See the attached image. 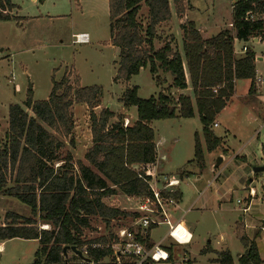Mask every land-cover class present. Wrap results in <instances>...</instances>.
Here are the masks:
<instances>
[{"label": "trees", "instance_id": "trees-1", "mask_svg": "<svg viewBox=\"0 0 264 264\" xmlns=\"http://www.w3.org/2000/svg\"><path fill=\"white\" fill-rule=\"evenodd\" d=\"M175 14L181 16L187 0H171ZM146 6L147 23L143 27L137 15L140 4ZM11 0H0V21L11 19ZM248 13L254 19H245ZM109 38L118 49V61L114 81L128 82L141 69L158 78V69L170 73L171 87L187 88L186 72L192 97L179 93L176 97L163 91L156 96L140 98L137 86L125 87L119 102L125 107H136L137 118L124 125V117L109 107L94 111L102 100V88L98 85L80 86L75 76L70 82L66 73L59 81H53L47 99L33 100L28 92L24 107L10 104L8 129L0 141V195L13 196L30 207V216L7 212L0 225V241L13 238L38 241L32 264H71L81 258L67 251L64 246L81 250L87 245L85 264H117L114 261L112 233L87 239L86 230H92L95 221L109 229L111 221L138 217L110 205L106 200L116 194L126 197H149L148 177L141 167L157 160L155 133L151 127L154 120L191 118L194 111L201 123V137L194 133L192 160L185 166L205 168V153L214 151L220 138L212 131L216 116L234 92L238 79L251 81L249 94L256 90L255 54L246 47L243 55L236 57L234 40L247 42L252 38L264 40V0H237L231 6L232 28L204 38L195 23L186 20L179 28L182 35V55L174 48V37L161 38L157 27L171 19L169 0H108ZM155 40L162 41L156 48ZM216 89V92L213 91ZM85 104L90 120L91 144L84 153V160L74 161L61 139L73 130L74 104ZM29 109L32 115L26 111ZM69 143L73 144L72 139ZM161 163V159H159ZM138 166L139 168H135ZM183 167L178 171L182 176ZM179 200L180 192L173 194ZM49 228H39V225ZM144 242L150 246V231ZM237 236L243 252L237 264H262L253 239L242 234ZM240 235V236H239ZM99 246L92 248L91 244ZM176 243L164 245L169 261L175 255ZM209 250H204L207 252ZM110 257V261L105 259ZM131 258L119 264H132ZM217 264H235L228 249L217 252Z\"/></svg>", "mask_w": 264, "mask_h": 264}, {"label": "rangeland", "instance_id": "rangeland-1", "mask_svg": "<svg viewBox=\"0 0 264 264\" xmlns=\"http://www.w3.org/2000/svg\"><path fill=\"white\" fill-rule=\"evenodd\" d=\"M235 1L237 0H187L189 8L184 14L202 30L203 36L211 37L219 30L229 28L231 5ZM11 2L14 5L11 10V19L0 21V134L8 123L10 104L24 107L23 103L28 92H31L33 100L47 99L53 81H59L66 73L71 75L70 82H73L76 76L80 86L98 85L102 88L101 104L94 109L96 113L106 106L115 114L137 118L136 107L122 109L123 105L118 100L127 86H137V95L140 98L156 96L161 91L170 93L174 97L179 94V90L171 87L170 73L161 69H158L157 79L148 68H144L137 75L132 76L128 82L120 79L114 81L118 50L109 42L106 0H79V6L76 0H44L43 4L37 0H11ZM169 3L171 26L161 24L157 27V33L163 38L164 35H169L167 32L172 27L174 48L181 51L182 55L181 33L176 20L178 15L174 16L172 1L169 0ZM146 12V6L141 3L137 18L143 27L147 23ZM39 14L43 16L35 17ZM46 14L52 16H46ZM79 33L87 34L88 42L73 43L72 36ZM161 45L162 41L155 40L156 48ZM243 45L250 47L253 43L250 40L241 42L235 39V52L240 53ZM186 93L190 94L191 91ZM26 111L32 115L29 109ZM71 112L74 121L72 133L61 139L65 143L64 149L71 152L74 161L82 160L86 163L83 156L91 144L88 108L85 104L78 103L72 106ZM227 114L231 113L226 112ZM231 116L233 119V115ZM217 121L219 126L214 128L215 134L226 135L224 138L227 140L230 155L236 151L247 154L245 163H242L240 159L228 161V158L224 157L223 162L219 163L215 169L211 168L217 162L218 155H222L221 148L218 147L209 156L205 153V168L202 170L189 164L184 166L193 158L194 133L199 134L204 146L201 123L196 110L191 118L154 120L151 123L156 142L162 141L157 147L155 171L162 176L179 179L180 199L178 211L174 216L175 218L182 216L181 220L193 236L189 244L175 246V255L168 263L151 264H217L215 261L217 252L225 249L230 251L237 264V255L244 249L237 236V227L240 226L241 231H245L250 237L254 235L255 225H257V234L263 230L264 170L255 174L250 173V170L253 172L258 156L264 159L262 153L264 128L259 130V137L253 141L255 145L258 142L260 144L257 150L254 147V154L249 147L252 145L242 149L244 139L252 133V131L249 133L250 130L246 132L243 129V125L240 124L242 121H223L220 115H217ZM128 122L131 123L132 120ZM225 122L231 125L234 133L226 131ZM253 126L252 124L251 128L254 129ZM69 139H72L73 144L69 143ZM162 155L165 156L164 160L161 159ZM159 159H161L160 167ZM183 166L186 169L180 176L178 171ZM249 177L252 179L251 182L248 180ZM247 185L253 188L255 196L251 194L253 197L248 210L242 212L241 209L245 206L248 194L251 192L249 188H246ZM106 202L121 210L137 211V199L122 194L113 195ZM30 211V207L17 198L0 195V225L4 222L7 212L27 217L30 216ZM239 217L242 220H239ZM132 225L133 220L127 218L117 222L111 221L109 229H105L104 223L98 220L93 222L92 230L84 232V236L89 239L108 233L114 235L117 229ZM39 228L48 229L49 226L40 224ZM164 231L166 226L160 225L152 232L155 241L159 240ZM263 237L255 239L262 257L264 256ZM3 242L0 249V264H32L35 260V252L38 249L37 240L13 238ZM168 242L170 240L165 241V243ZM184 250L186 255L182 253ZM204 250L209 251L203 252ZM68 253L71 264H85L82 260H72L70 252ZM176 253L186 257L187 261H181L182 257H177ZM105 261H110V257Z\"/></svg>", "mask_w": 264, "mask_h": 264}, {"label": "built area", "instance_id": "built-area-1", "mask_svg": "<svg viewBox=\"0 0 264 264\" xmlns=\"http://www.w3.org/2000/svg\"><path fill=\"white\" fill-rule=\"evenodd\" d=\"M248 20H253L251 13L246 15ZM229 28L232 24L229 23ZM72 42L82 44L88 42V36L85 33H79L72 36ZM246 47H242L241 52H245ZM260 79H256V82ZM216 92V89H213ZM124 125L128 121L124 119ZM217 126V123H213ZM156 162L141 167L144 176L148 177L147 184L150 190L149 197H129L137 199L138 217L133 220L130 227H121L114 234L115 242L112 244L114 261L119 264L122 260L131 258L129 262L132 264H151V263H168L169 253L164 247L166 240L176 243L178 246L189 244L192 240V233L183 224L181 218H175L174 214L178 207V200L173 194L178 192L180 181L175 177L162 176L157 173ZM135 168H139L135 166ZM238 203L240 201H237ZM242 212L248 210V205L244 206ZM160 225L166 226L165 233L158 241L147 246L144 242V236L150 227L157 228ZM264 230V227H262ZM92 248L99 244H91ZM84 257L87 255V245L81 248ZM181 261H187L186 257H182Z\"/></svg>", "mask_w": 264, "mask_h": 264}, {"label": "crops", "instance_id": "crops-1", "mask_svg": "<svg viewBox=\"0 0 264 264\" xmlns=\"http://www.w3.org/2000/svg\"><path fill=\"white\" fill-rule=\"evenodd\" d=\"M33 1H36V0H33ZM37 1L40 2V3H42V4L44 3V0H37ZM106 1H107V9H108V0H106ZM76 3L79 6V0H76ZM173 13H174V16H176L175 12H173ZM39 16H43V14L36 15L35 17H39ZM46 16H52V15L46 14ZM56 16H60V15H56ZM176 20H177L178 28H179L180 24L183 23V22H185L188 19L186 18V14H183V15L178 16V17L176 16ZM171 22H172V20L170 19L168 22H165L163 24H169V26H171ZM230 22H231V20H230ZM164 28L166 29V27H164ZM197 29L199 30V32L203 36L202 30L199 29V28H197ZM223 29H225V28H223ZM227 29H230V28H227ZM179 30H180V28H179ZM171 31H172V27H171V30L169 29V32H167V33L169 35L170 34H173L174 35V33H172ZM180 33H181V30H180ZM203 37L204 38H209V37H205V36H203ZM181 39H182V35H181ZM180 41H181V47H182V40H180ZM250 41H252V43H253L252 46L249 47V46L243 45L242 47L245 46V47L251 48L252 51L254 52V54H255L254 64H255L256 79H260V81H257L256 82V90H255V92L252 93V94H249V87H250L251 81L249 79H238V80H236L234 82V92H233L232 96L227 101L226 105L223 107V109L219 112L218 115H220V117L223 119V121H242V122H240V124L243 125V129L246 132H248V130H250L249 133L252 131V133H250V135L249 136H246V139H244V144H242V149L243 148H247L248 145H252V146H249V147L252 149V153L255 154L254 150H255V148L257 150L259 148V145L260 144L258 142L255 145V144H253V141L259 137V134H260V131L259 130L262 129V128H264V40H260L259 38L255 37V38H252ZM109 42H110V38H109ZM241 42H243V41H241ZM111 46H113V45L111 44ZM113 47H115V46H113ZM256 47H259V48H256ZM179 53L181 55V51H179ZM241 55H243V53H241V52L240 53H236L235 52V56L236 57H239ZM184 70H185L187 88L184 89V90H179L178 93H182V94L189 95V96L192 97V90H191V87H190V84H189L188 75H187V72H186L185 65H184ZM186 91H191V93L190 94L189 93L187 94ZM238 91H240V92H238ZM124 108L125 107L123 106L122 109H124ZM226 112H229L231 114H227L226 115ZM231 115H233V119H232V116ZM224 116H226V117H224ZM124 118L127 121H129L131 119L132 122L136 120V118L134 119V118H131L129 116H125ZM214 122L217 123V126H215V127H218L219 126V122L217 121V116H216ZM7 124L8 123H6V125L4 126V130L0 134V137L3 138V139H4V136H5V134L7 132V129H8V125ZM252 124L254 125L253 126L254 129L251 128L252 127ZM225 125L227 126L226 127V131H228V132H231L232 131L233 132V130L231 128V125L229 123L225 122ZM215 127L212 125V128L211 129H212L213 132H214V128ZM214 134H215V132H214ZM215 135L217 136V134H215ZM233 135H235V134H233ZM225 136L226 135H224V136H219L218 135L217 136V137L220 138V144H219L218 147H220L221 148V151H222V155H218V157L219 156L221 157V162L220 163L223 162L224 157L228 158L227 159L228 161H231L232 159H240L242 163H245V161H246V159H247L248 156L244 152L242 153L241 151L240 152L239 151H236V152L232 153V155H230V151L228 150L229 149L228 148V144H226L227 140L224 138ZM0 141L2 142V140H0ZM202 141H203V139H202ZM161 142L158 140L156 142V146L158 147V145H160ZM218 147L214 151H212L210 153H207V156H209L210 154H213V152H215L218 149ZM262 148H263L262 153L264 154V144L263 143H262ZM240 149H241V147H240ZM254 157H255V155H254ZM257 158L258 159H256L257 160L256 161V166H261L262 165V159L263 158L261 156H258ZM161 159L164 160L165 159V156L162 155ZM160 164L161 163L158 162V166L159 167H160ZM215 164L212 165L211 168L215 169L217 167V166L215 167ZM237 164H239V163H237ZM156 166H157V162H156ZM155 168L157 169V167H155ZM245 172H246V170H245ZM250 173H254L255 174L256 172H254V171L252 172L250 170ZM248 180L250 182L252 181V179H250V177H249ZM246 188H249L251 190L250 194H248L247 202L245 203V206L248 205V207H249L250 202L252 200V197L255 196V192H254L253 188L250 187L249 185H247ZM248 192H249V190H248ZM251 194H253V196ZM177 211H178V207L176 209V212ZM181 217L182 216H180L179 218H181ZM239 220H242V218L239 217ZM183 224H184V222H183ZM256 226L257 225H255V230H254L253 237L252 236L250 237L249 235H247L245 233V231H243L245 233V235L249 239H253L255 241V243H256V240H255L256 237H261V236L263 237L264 236V231L263 230L262 231H259L258 232L259 234L256 233ZM244 227H245V225H244ZM156 229L157 228L152 229L150 231V234H149L150 235V239L152 240V242H156L155 241L156 239H154L153 238V235H152V232L154 230H156ZM164 233H165V231H164ZM192 239H193V236H192ZM3 243H4L3 241H0V249H1L2 245H3ZM179 247H181V246H179ZM243 250L241 252H239L238 255L241 254L243 252ZM258 252H259V250H258ZM182 253L186 255V251L185 250ZM238 255H237V257H238ZM176 256L177 257H180L181 255H180V253H176ZM259 256L263 260V263L262 264H264V256L262 257L260 254H259ZM233 261H234V259H233ZM85 263H88V262H85Z\"/></svg>", "mask_w": 264, "mask_h": 264}, {"label": "water", "instance_id": "water-1", "mask_svg": "<svg viewBox=\"0 0 264 264\" xmlns=\"http://www.w3.org/2000/svg\"><path fill=\"white\" fill-rule=\"evenodd\" d=\"M220 162H221V157L219 156L218 159H217V162L215 164V167L218 166V164ZM262 162H263L262 163L263 165H261V166H254L253 167V171L254 172H259L261 170H264V159H262ZM67 251H72L73 253H75L76 255H78L83 262H89V260L86 257H84L82 255L81 251L79 249H77L75 246H64L63 249H62L63 255H66Z\"/></svg>", "mask_w": 264, "mask_h": 264}]
</instances>
